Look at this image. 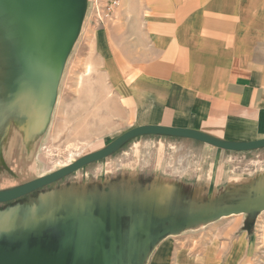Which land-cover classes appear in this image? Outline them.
<instances>
[{
  "label": "crops",
  "instance_id": "1",
  "mask_svg": "<svg viewBox=\"0 0 264 264\" xmlns=\"http://www.w3.org/2000/svg\"><path fill=\"white\" fill-rule=\"evenodd\" d=\"M117 14L124 31L99 28L95 49L130 128L264 138V0H121ZM28 103L34 139L53 102ZM263 149L133 137L0 211V238H40L70 264H264V166L245 169Z\"/></svg>",
  "mask_w": 264,
  "mask_h": 264
},
{
  "label": "rangeland",
  "instance_id": "2",
  "mask_svg": "<svg viewBox=\"0 0 264 264\" xmlns=\"http://www.w3.org/2000/svg\"><path fill=\"white\" fill-rule=\"evenodd\" d=\"M0 20V190L10 189L51 173L83 155L103 148L131 129L95 49V37L99 28H107L105 36L109 40H112V34L118 37L124 31L123 21L116 25L113 23L122 20L118 18V14L111 21L98 23L90 0H86L79 29L61 70L55 99L51 101V110L40 121L39 129L34 131V139H31L30 130L32 110L28 111L24 106L28 102L40 105L42 102H37L34 93L19 90L22 79L18 72L17 54L19 55L20 50L15 45L13 23L2 17ZM112 27L115 30H111ZM175 149H169L176 155L174 158L182 157L183 151L186 152L181 149L174 151ZM238 154L244 158L246 153L241 151ZM130 157L128 154L123 155L119 163ZM195 157L197 155L194 153ZM258 166H264V153H257L249 159L245 169L251 170ZM166 169L168 171L167 167ZM68 178L62 177L54 183L64 184ZM48 186L15 200L0 202V211L31 198ZM261 223L259 228L264 229V220ZM258 261L260 257L256 256L254 262Z\"/></svg>",
  "mask_w": 264,
  "mask_h": 264
},
{
  "label": "water",
  "instance_id": "3",
  "mask_svg": "<svg viewBox=\"0 0 264 264\" xmlns=\"http://www.w3.org/2000/svg\"><path fill=\"white\" fill-rule=\"evenodd\" d=\"M86 0H0V17L11 20L21 82L19 90L30 91L36 100L49 104L54 96L67 53L75 39L85 10ZM2 20H0L1 22ZM41 96L44 98L41 99ZM144 134L173 135L192 138L230 151H248L264 147V138L247 142H226L201 132L162 125L133 127L109 144L83 155L71 163L19 186L0 190V202H8L46 186L56 180L98 161L127 140ZM0 238V264H70V256L45 251L40 238L30 240ZM52 261H54L52 263Z\"/></svg>",
  "mask_w": 264,
  "mask_h": 264
},
{
  "label": "built area",
  "instance_id": "4",
  "mask_svg": "<svg viewBox=\"0 0 264 264\" xmlns=\"http://www.w3.org/2000/svg\"><path fill=\"white\" fill-rule=\"evenodd\" d=\"M94 18L98 23L111 21L121 6V0H90Z\"/></svg>",
  "mask_w": 264,
  "mask_h": 264
}]
</instances>
